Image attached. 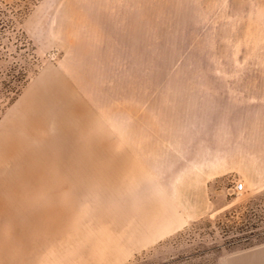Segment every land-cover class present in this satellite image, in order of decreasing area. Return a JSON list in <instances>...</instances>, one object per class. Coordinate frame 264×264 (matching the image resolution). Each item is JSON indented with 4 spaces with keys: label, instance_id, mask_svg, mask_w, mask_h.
<instances>
[{
    "label": "rangeland",
    "instance_id": "1",
    "mask_svg": "<svg viewBox=\"0 0 264 264\" xmlns=\"http://www.w3.org/2000/svg\"><path fill=\"white\" fill-rule=\"evenodd\" d=\"M238 74H264V0H0V264H225L264 245V175L223 152L242 128L209 124L198 101L225 94L194 81Z\"/></svg>",
    "mask_w": 264,
    "mask_h": 264
},
{
    "label": "crops",
    "instance_id": "2",
    "mask_svg": "<svg viewBox=\"0 0 264 264\" xmlns=\"http://www.w3.org/2000/svg\"><path fill=\"white\" fill-rule=\"evenodd\" d=\"M198 82H211L200 85L204 92L221 93L224 96L205 97L198 101L200 107L205 109L204 119L214 124L220 115L228 117L236 123V143L228 142L224 145L226 154L234 166H246L264 175V130L256 131L254 122L256 116L264 113V74H238V75H212L194 79ZM224 108V109H223ZM259 147L257 153L255 149ZM210 148V149H209ZM222 150L214 143L208 146L207 152L214 155ZM215 160V158H214ZM213 160L215 175L228 172V167ZM225 264H264V245L254 249L239 252L229 256Z\"/></svg>",
    "mask_w": 264,
    "mask_h": 264
},
{
    "label": "bare ground",
    "instance_id": "3",
    "mask_svg": "<svg viewBox=\"0 0 264 264\" xmlns=\"http://www.w3.org/2000/svg\"><path fill=\"white\" fill-rule=\"evenodd\" d=\"M52 86H53V84H52ZM53 89V88H52ZM43 90H45V89H43ZM42 91V90H41ZM45 97V96H44ZM49 97H52V96H50L49 95ZM60 97H62L61 95L60 96H58V98H60ZM63 98V97H62ZM45 99V98H44ZM54 99V98H53ZM70 99H71V97H70ZM57 100V99H56ZM67 100V99H66ZM79 100V99H78ZM73 102H75V101H73ZM31 103V102H30ZM49 103V102H48ZM52 103V102H51ZM29 104V103H28ZM78 106V105H77ZM38 107H39V104L38 103H32V104H30V105H27L25 108H24V111H26L28 108H35V109H38ZM37 117V116H36ZM29 118V117H28ZM35 118V117H34ZM39 120V119H38ZM8 122H9V120H8ZM41 122V121H40ZM19 123V122H18ZM22 123V122H21ZM10 124V123H9ZM15 124V123H14ZM10 127V126H9ZM8 127V128H9ZM12 128H14V127H12ZM16 128V127H15ZM14 128V129H15ZM28 130V129H27ZM36 131H39V130H36ZM41 131V130H40ZM29 132H31V131H29ZM36 135V134H35ZM39 140H41V139H39ZM18 153V152H17ZM14 155V154H13ZM12 155V156H13ZM15 156V155H14ZM21 157V156H20ZM11 164H12V162H11ZM75 166H77V165H75ZM75 166H73V167H75ZM79 166V165H78ZM72 167V166H71ZM70 168V167H69ZM68 168V169H69ZM80 169V168H79ZM67 171V170H66ZM65 171V172H66ZM65 172H63L64 174H65ZM56 175V174H55ZM72 175V174H71ZM62 176V175H61ZM81 176V175H80ZM64 177V176H63ZM64 178H66V177H64ZM88 181V180H87ZM168 220V219H167ZM55 226H56V224H55ZM65 230V229H64ZM63 231V230H62ZM57 232H59V231H57ZM61 234H63V232L62 233H59V235H61ZM39 237V236H38ZM52 242L54 243V241L52 240ZM55 242H57V241H55ZM52 245V244H51ZM48 247H46V249H47ZM66 250V249H65ZM88 251V250H87ZM64 260V259H63ZM66 261V260H65ZM61 262V261H60ZM67 262V261H66ZM58 263V262H57ZM51 264V263H50ZM63 264H65L64 262H63Z\"/></svg>",
    "mask_w": 264,
    "mask_h": 264
},
{
    "label": "built area",
    "instance_id": "4",
    "mask_svg": "<svg viewBox=\"0 0 264 264\" xmlns=\"http://www.w3.org/2000/svg\"><path fill=\"white\" fill-rule=\"evenodd\" d=\"M233 188L235 192H243L245 189L244 184L241 182L236 183Z\"/></svg>",
    "mask_w": 264,
    "mask_h": 264
}]
</instances>
